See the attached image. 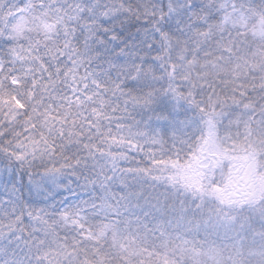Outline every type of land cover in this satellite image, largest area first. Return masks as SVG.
<instances>
[{"label": "snow or ice", "instance_id": "6c2138e0", "mask_svg": "<svg viewBox=\"0 0 264 264\" xmlns=\"http://www.w3.org/2000/svg\"><path fill=\"white\" fill-rule=\"evenodd\" d=\"M0 264H264V0H0Z\"/></svg>", "mask_w": 264, "mask_h": 264}]
</instances>
